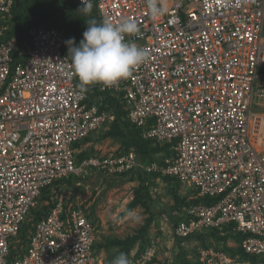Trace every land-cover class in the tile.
Returning <instances> with one entry per match:
<instances>
[{
	"label": "built area",
	"instance_id": "obj_1",
	"mask_svg": "<svg viewBox=\"0 0 264 264\" xmlns=\"http://www.w3.org/2000/svg\"><path fill=\"white\" fill-rule=\"evenodd\" d=\"M15 2L0 0V264H101L88 209L66 203L63 194L12 259L46 188L69 176L93 170L113 175L138 165L133 151L78 161L75 144L115 120L88 104L95 89L123 96L128 120L143 138L175 143V156L143 167L147 173L174 177L200 197L219 198L211 206L176 211L184 218L176 236L232 226L248 235L244 253L262 259L264 0H164L166 14L157 20L146 0H91L102 21H136L140 32L127 39L148 55L128 79L86 92L72 73L67 37L57 28H30L14 59L17 39L4 38ZM158 239L133 264L157 257ZM198 254L199 264H264L215 248H199Z\"/></svg>",
	"mask_w": 264,
	"mask_h": 264
},
{
	"label": "trees",
	"instance_id": "obj_2",
	"mask_svg": "<svg viewBox=\"0 0 264 264\" xmlns=\"http://www.w3.org/2000/svg\"><path fill=\"white\" fill-rule=\"evenodd\" d=\"M82 6L76 4L73 0H16L12 11L11 19L7 22L8 30L5 34V40L10 38L17 39V50L14 51V59L18 58L19 51L28 42V31L32 27L36 26H46L54 27L64 32L67 40L74 38L76 45L78 46L80 41L83 39V33L87 28L84 20L89 18H95L98 22H102L101 16L98 10L93 7L90 17H85L78 14V9ZM68 51V47H66ZM77 83L79 84V80ZM90 99L88 101L89 105L96 104L99 106L100 110L109 111L115 116V120L111 122L107 128L108 130H102L98 140L111 139L119 144V149L116 156L128 155L130 152L136 154V160L138 165L132 169L122 172L115 173L112 175L114 179H120V181H138L139 184L135 189L134 199L128 205V209L142 208L148 214L147 219L143 226H141L135 235H131L126 239L119 238H107L100 243H96L94 249L98 251L105 249L111 250L118 248L117 255L121 252L129 254V258L132 264L141 258L145 253L148 246L151 244L150 238L147 236L151 226L156 221V215L152 210V205L154 204L153 199V188L156 186L157 180H162L166 182L168 186V193L174 199V204L172 206L170 214V222L173 227V261L172 264H199V248H215L216 250H223L228 254L233 256H240L242 259L250 260L252 262H264V257L258 260L256 257L248 256L244 253L241 244L248 237V235H243L232 230V226L225 227L223 230L209 229L208 231L192 235L186 239H181L175 234V227L184 218L180 216H173L172 213L182 207H188L190 205H206L211 206L219 201V198L211 197H200L198 196V190L191 189L187 195L182 194V189L185 186L180 182V180L162 175L160 173H147L143 167L151 165L153 163H159L165 165L166 159L173 158L175 156V151L172 147L175 143H159L155 140H147L142 136V130L133 126L128 120V110L126 109V102L122 95H117L111 91L101 92L99 90L89 91ZM93 141V134L86 139L75 144L74 147L79 148L82 145L91 143ZM94 151H84L77 156L78 161L83 160L91 155H98ZM105 173V172H104ZM106 174V173H105ZM84 178L78 176H69L67 178L60 179L56 181L52 186L46 188L43 191V196L40 199V204L42 202H47V205L32 210L31 214L34 220L30 224L24 223L18 239H20V244H16L17 249L12 251V259L14 255L16 256L19 246H25L28 243L29 229L32 228V224L37 223L42 218L48 216L50 210L56 205L55 193L52 192L53 187L57 189L62 188L60 193L68 192L70 189L75 188L74 183H80ZM82 190L83 187L80 185L77 187ZM94 211L92 209L91 214L88 217L95 226ZM126 216V212L123 214ZM186 218V217H185ZM229 240H233L238 246L229 247L227 245ZM196 241L199 245L193 248L196 259H189L188 251L183 246L184 242ZM136 253L132 255V252L136 249ZM175 251V252H174ZM22 253V252H21ZM159 260L155 257L148 264H159ZM163 264H170L165 262Z\"/></svg>",
	"mask_w": 264,
	"mask_h": 264
},
{
	"label": "rangeland",
	"instance_id": "obj_3",
	"mask_svg": "<svg viewBox=\"0 0 264 264\" xmlns=\"http://www.w3.org/2000/svg\"><path fill=\"white\" fill-rule=\"evenodd\" d=\"M257 110L256 108L254 109ZM105 130H108L106 127ZM102 130L93 134V141L80 147L84 151H94L99 153L98 155L110 156L116 155L119 144L111 139L98 140ZM83 177L84 179L78 183L75 182V188L70 189L68 192L60 193L62 188L57 189L53 187L52 192L56 196L63 194L67 197L66 203L72 205H82L88 209L91 214L94 211L95 227L98 232V243L104 241L107 238H119L126 239L131 235H135L138 229L144 225L148 214L142 208H137L136 213L140 217L139 220L130 219L123 214L127 211L128 205L134 199L135 189L138 186V181H120V179L112 178V175L105 173H99L97 170H93V173L88 172ZM82 186L83 189L79 190L77 187ZM192 188L184 186L182 194L187 195ZM154 204L152 210L156 215V221L151 226L148 237H160L161 253L158 259L159 264L168 262L172 264L173 255V227L170 222V212L174 204V199L168 193V186L166 182L162 180L156 181V186L153 188ZM63 192V191H62ZM47 205V202H42L39 208ZM34 220L31 215L26 223L30 224ZM25 223V224H26ZM162 238V239H161ZM165 238V239H163ZM151 241V238H150ZM199 245L196 241H191L185 244V248L188 251L189 259H196L193 252V248ZM138 247L132 252L134 255ZM118 248L111 250H96L97 259L101 260V264H111L113 259L117 255ZM175 252V251H174ZM158 264V263H156Z\"/></svg>",
	"mask_w": 264,
	"mask_h": 264
},
{
	"label": "clouds",
	"instance_id": "obj_4",
	"mask_svg": "<svg viewBox=\"0 0 264 264\" xmlns=\"http://www.w3.org/2000/svg\"><path fill=\"white\" fill-rule=\"evenodd\" d=\"M146 2L152 20H157L166 14L167 8L164 0H146ZM82 5L78 9V14L90 17L93 8L91 0H82ZM84 22L87 28L79 45H76L74 38L65 42L68 47V57L71 58V70L80 82L81 92H86L88 86L91 85L112 86L126 80L132 75L135 68L146 61L148 55L146 50L127 39L128 37L137 36L140 32L139 25L133 19L128 18L113 23L108 19L98 22L95 18H89ZM76 149L80 150V148ZM176 211H179V209ZM176 211L172 213L173 216H176ZM126 216L130 219H140L134 209L127 210ZM31 231L32 228L29 229L28 237ZM16 240H19V242L15 245L20 244V239L17 238ZM28 243L24 247L28 246ZM96 243H98V235ZM186 243L188 241L184 242L183 246ZM234 244L236 243L233 240H229L227 243L229 247H236L237 245ZM111 264H132V261L129 254L121 252L113 259Z\"/></svg>",
	"mask_w": 264,
	"mask_h": 264
},
{
	"label": "crops",
	"instance_id": "obj_5",
	"mask_svg": "<svg viewBox=\"0 0 264 264\" xmlns=\"http://www.w3.org/2000/svg\"><path fill=\"white\" fill-rule=\"evenodd\" d=\"M25 46H26V45H24V47H25ZM24 47H23V48H24ZM81 147H82V146H81ZM79 148H80V147H79ZM78 150H79V149H78ZM80 152L82 153V152H84V150H82V149L80 148ZM100 156H103V155H100ZM150 238H151V241H153V240H157V238H159L158 240H160V237L155 238V237H151V236H150ZM98 239H99V238H98ZM161 239H162V238H161ZM163 239H165V238H163ZM160 253H161V252H159L158 254H160ZM159 256H160V255L157 256V259H160ZM99 262L101 263V260H100V259H99Z\"/></svg>",
	"mask_w": 264,
	"mask_h": 264
}]
</instances>
